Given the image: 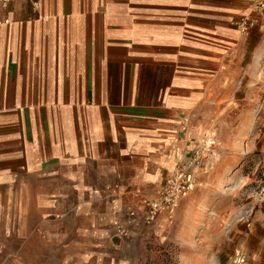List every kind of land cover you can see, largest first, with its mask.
Segmentation results:
<instances>
[{
    "label": "crops",
    "instance_id": "crops-1",
    "mask_svg": "<svg viewBox=\"0 0 264 264\" xmlns=\"http://www.w3.org/2000/svg\"><path fill=\"white\" fill-rule=\"evenodd\" d=\"M252 1L15 0L0 9L9 264L146 263L165 222L144 224L135 191L153 198L195 158L193 112L239 90L232 23L254 12ZM130 210L141 225L121 239L114 223Z\"/></svg>",
    "mask_w": 264,
    "mask_h": 264
},
{
    "label": "rangeland",
    "instance_id": "rangeland-1",
    "mask_svg": "<svg viewBox=\"0 0 264 264\" xmlns=\"http://www.w3.org/2000/svg\"><path fill=\"white\" fill-rule=\"evenodd\" d=\"M252 15L258 26L239 32V90L193 112L200 183L145 264H264V14Z\"/></svg>",
    "mask_w": 264,
    "mask_h": 264
},
{
    "label": "built area",
    "instance_id": "built-area-1",
    "mask_svg": "<svg viewBox=\"0 0 264 264\" xmlns=\"http://www.w3.org/2000/svg\"><path fill=\"white\" fill-rule=\"evenodd\" d=\"M15 0H0V9L7 8L9 4ZM33 5L37 0H23ZM254 12H264V0L252 1ZM8 24L9 20L4 21ZM258 16L249 14L241 16L233 21L232 25L245 36L258 26ZM188 120H185L187 122ZM205 166V165H204ZM197 157L191 159L188 163L181 164L175 172L167 176L161 187L155 191L153 198L142 196L140 190H136L135 194L140 197L143 206V221L146 226L156 223L160 218L166 220L167 223L173 224L176 221L177 214L182 203L187 200L197 189L200 180L199 173L202 167ZM203 172H206V170ZM141 225V220L137 211L130 210L123 221H116L114 229L116 235L121 239H127L133 230ZM0 264H9L4 257L3 247L0 246Z\"/></svg>",
    "mask_w": 264,
    "mask_h": 264
}]
</instances>
